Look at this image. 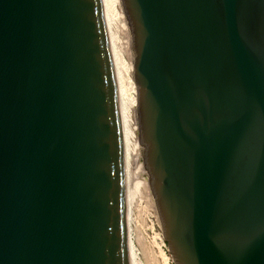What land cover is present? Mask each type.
I'll list each match as a JSON object with an SVG mask.
<instances>
[{"label":"water","instance_id":"obj_1","mask_svg":"<svg viewBox=\"0 0 264 264\" xmlns=\"http://www.w3.org/2000/svg\"><path fill=\"white\" fill-rule=\"evenodd\" d=\"M174 264H264V0H121ZM0 264H130L103 0H0Z\"/></svg>","mask_w":264,"mask_h":264},{"label":"bare ground","instance_id":"obj_2","mask_svg":"<svg viewBox=\"0 0 264 264\" xmlns=\"http://www.w3.org/2000/svg\"><path fill=\"white\" fill-rule=\"evenodd\" d=\"M103 1L117 92L122 159L125 175L127 222V200L129 201L134 194L136 195L137 192H140V188L146 192L148 191V183H142L139 179L149 175L145 165L142 163L144 148L139 142L138 89L134 82L133 41L128 20L123 11L121 0ZM127 235L130 264H136L134 251L129 241V231H127ZM159 254L162 264H170V258H168L160 246Z\"/></svg>","mask_w":264,"mask_h":264},{"label":"rangeland","instance_id":"obj_3","mask_svg":"<svg viewBox=\"0 0 264 264\" xmlns=\"http://www.w3.org/2000/svg\"><path fill=\"white\" fill-rule=\"evenodd\" d=\"M139 180L142 183H148L147 176ZM139 191L129 201L127 200V231H129V241L134 251L135 263L162 264L159 254L160 246L170 258V264H174L162 235L149 183L147 192L141 188Z\"/></svg>","mask_w":264,"mask_h":264}]
</instances>
